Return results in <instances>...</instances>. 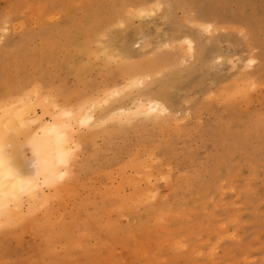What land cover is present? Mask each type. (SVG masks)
<instances>
[{"label": "rangeland", "instance_id": "1", "mask_svg": "<svg viewBox=\"0 0 264 264\" xmlns=\"http://www.w3.org/2000/svg\"><path fill=\"white\" fill-rule=\"evenodd\" d=\"M27 102L90 119L49 182L0 142L41 190L0 264H264V0H0V115Z\"/></svg>", "mask_w": 264, "mask_h": 264}, {"label": "bare ground", "instance_id": "2", "mask_svg": "<svg viewBox=\"0 0 264 264\" xmlns=\"http://www.w3.org/2000/svg\"><path fill=\"white\" fill-rule=\"evenodd\" d=\"M44 101L45 100H43V102ZM53 103H49L52 104V106L48 104L50 106V109L51 107L56 108V106H53ZM27 104L17 105L15 103L12 105H6L2 107L3 111L2 114L0 115V120H2V122H3L4 113L7 111L10 112L4 118V122L7 125H5L4 127H0V142H5L9 138V135H11L12 137V134H15L14 137L11 138L12 140L10 141L12 145L15 144V139L20 134L25 135L26 133H28V135L32 136L31 144L34 145L33 152L37 158V163H38L36 170L37 172H35V174L38 177L41 176L42 177L41 179L44 182H49L55 176L57 175L59 176L60 169L58 168L67 164L68 156L70 155V148L68 147L67 145L68 143L66 142L69 136L68 130L69 128H71L70 124L76 122V120L78 121V119H80L81 122L83 123L87 122L89 121L90 117H81V114H79L78 111H76V113H74V111L69 112L70 110L57 111L58 112L57 114L51 113L50 115L51 121L47 124L44 122L41 123L39 125V131H38L39 133L34 134L32 133L34 131L32 132L29 131L32 130L31 129L32 127L30 128V123H31L30 120L28 122L26 120V118L28 119L30 117L31 113L29 117L27 116L30 110L32 109L30 105ZM39 104H41V108L44 110V112L48 111L47 107L41 101L39 102ZM143 106L141 108H144ZM145 106H147L146 110L149 112L154 113L159 110L158 105L155 103H149L148 105ZM32 113L34 114L33 110ZM60 118L61 119L64 118V121L66 119V122L62 121ZM23 126L26 127L28 126V127L25 128L26 130L24 129L19 130V132L17 133V129H20ZM8 133H12V134H8ZM28 135L25 137H28ZM3 145L0 143V218L1 217L4 218L1 220L2 222L3 220L6 219L5 217H9L8 219L10 220L12 219V217L13 218L17 217V214L19 215L17 209H19L20 205L22 206L23 204V202H21L22 195L27 196L24 197L26 199V201L24 200V202L29 203V201L27 200H33V199L35 200V198L37 197L39 198L40 197L39 194H41L40 193L41 190H39L40 189L39 184L35 180L37 179L36 175H34L35 178L34 177L25 178L24 176L20 175V173H18V171L16 170L17 167L9 163L10 158L7 155L10 153L9 152L8 154L5 153V150L10 146L9 143H8V147L4 150V152H3ZM8 219L6 220L8 221Z\"/></svg>", "mask_w": 264, "mask_h": 264}]
</instances>
